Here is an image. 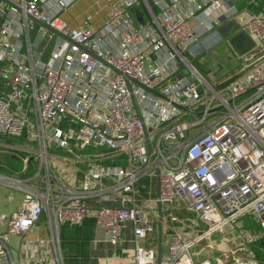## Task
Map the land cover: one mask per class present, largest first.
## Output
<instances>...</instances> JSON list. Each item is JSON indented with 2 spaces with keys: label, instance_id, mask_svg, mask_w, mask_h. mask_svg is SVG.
<instances>
[{
  "label": "built area",
  "instance_id": "obj_1",
  "mask_svg": "<svg viewBox=\"0 0 264 264\" xmlns=\"http://www.w3.org/2000/svg\"><path fill=\"white\" fill-rule=\"evenodd\" d=\"M75 1L0 0V137L17 140L1 146L21 153V173L32 167L26 179L0 176L23 192L0 233V264H65L58 228L86 218L111 247L129 226L123 264H155L157 203L168 238L158 264H264V0L185 11L146 0L137 27L131 0L111 5L98 29L60 20ZM229 21L230 37L244 31L253 46L234 71L201 74L192 59ZM42 215L49 239L26 241L25 262L14 260L9 237ZM246 215L258 233L240 230Z\"/></svg>",
  "mask_w": 264,
  "mask_h": 264
},
{
  "label": "crops",
  "instance_id": "obj_2",
  "mask_svg": "<svg viewBox=\"0 0 264 264\" xmlns=\"http://www.w3.org/2000/svg\"><path fill=\"white\" fill-rule=\"evenodd\" d=\"M164 1L185 11L189 9L192 3L199 0ZM129 3H131V0H76L65 12L59 15V18L69 28L78 27L85 21L89 28L98 29L103 25L111 5L118 4L127 6ZM133 5L128 10V13L133 25L137 27L138 25L142 24V19L141 16L136 12V9L134 7L135 5ZM221 43H223V41L213 46L210 50L199 53L196 58L199 59L200 56L208 53L212 49H215ZM198 63L199 69L203 68L202 63H200V61H198ZM232 71H227L226 73ZM30 172L31 171H29L28 169L23 173H21L20 171V173H18V176H15L14 174L11 176L0 174V176L26 179L30 176ZM22 196L23 192L21 190L0 184V218L2 221V224L0 225V233L5 229L4 224L6 223L9 215L18 210ZM121 231L123 243L118 245L117 247H111L105 241V233L100 228L94 227V225L92 224V226L90 227V238L88 240V243L83 248V252L86 257L84 264H123L124 262H126L130 255L131 249L130 246L125 243L131 236L130 228L128 225H125ZM38 237L42 239H49V230L45 221V217L43 215L22 237H9L10 251L13 256H15L14 260L19 258L22 262H25L21 253L24 251H28L26 241ZM152 238H154V236H150V240Z\"/></svg>",
  "mask_w": 264,
  "mask_h": 264
},
{
  "label": "rangeland",
  "instance_id": "obj_3",
  "mask_svg": "<svg viewBox=\"0 0 264 264\" xmlns=\"http://www.w3.org/2000/svg\"><path fill=\"white\" fill-rule=\"evenodd\" d=\"M138 2L144 8L143 3L140 0H138ZM232 37H234L237 42L241 41V42L252 43L253 46L252 38L244 31H237L233 34ZM236 41L232 43L223 41V43L219 44L215 49H212L208 53L200 56L198 61H200V63H202L203 66V68H201L203 72L200 73L203 74L206 71H210L212 74H214L216 78L225 74L227 71L235 70V68H237L239 64V59L236 53L237 50V45H235ZM1 144H4L6 146H13V144H9V143H1ZM1 144H0V174L7 176H11L14 174L15 176H18V173H20L21 170L20 168H22L23 166V156L21 155V153H19L14 149L4 148L3 146H1ZM16 164L20 165L19 168L20 170L17 173L13 172V174H9L11 173L10 165L14 167ZM31 168L32 167L29 168V171H32ZM62 175L64 174L62 173ZM240 222H241L240 230L247 229L252 233L259 232L258 225L249 215H246L243 218H241ZM236 228L237 231L238 227ZM167 240H168L167 236H165V234H162L161 242H160L161 253H164ZM217 240L218 238L215 239V241ZM203 255L204 254L202 253L201 256ZM12 257L13 259L15 258L13 254ZM52 264H54V261H52Z\"/></svg>",
  "mask_w": 264,
  "mask_h": 264
},
{
  "label": "trees",
  "instance_id": "obj_4",
  "mask_svg": "<svg viewBox=\"0 0 264 264\" xmlns=\"http://www.w3.org/2000/svg\"><path fill=\"white\" fill-rule=\"evenodd\" d=\"M134 7L138 15L141 16L142 19L141 23L147 22L148 16L142 5L137 1ZM151 9L153 13L157 12L155 8L151 7ZM197 59L198 58L192 59V65L198 72H203L201 69H199V63ZM16 141H17L16 139L0 137V144L9 143L14 145ZM108 163H109L108 160L104 162V164H108ZM10 167H11V173L9 174H13V172L17 173L21 169L19 164H16L14 167L10 165ZM92 224H93L92 219L86 218L79 226H68L66 224L59 226L58 228L59 247L65 264H84L86 257L83 252V248L88 243V240L90 238V227L92 226Z\"/></svg>",
  "mask_w": 264,
  "mask_h": 264
},
{
  "label": "water",
  "instance_id": "obj_5",
  "mask_svg": "<svg viewBox=\"0 0 264 264\" xmlns=\"http://www.w3.org/2000/svg\"><path fill=\"white\" fill-rule=\"evenodd\" d=\"M141 2L143 3V5L146 4V0H141ZM34 23H36L39 26L44 27L45 29H47L48 31H50L51 33L62 37L63 39H65L66 41L69 42L68 38L61 36L59 33H57L56 31H54L50 26H48L46 23L42 22V21H37L32 19ZM233 27V21H229L226 24L222 25L221 27L218 28L217 32L219 34V36L221 37L222 41H227L229 43L235 42V38L234 37H230V35L228 34L230 29ZM236 27V26H234ZM235 45H237V56H240L242 54H244L245 52H247L251 47H252V43H247V42H237L235 43ZM102 62V61H101ZM103 64H105L104 62H102ZM106 65V64H105ZM178 68H180V65H178ZM127 80L130 79H124L126 87L128 88L127 85ZM131 81V80H130ZM136 85L142 87L141 85H139L138 83H136ZM143 89H145L146 91L150 92L151 94L161 98L164 101H167L166 98L162 97L161 95H159L158 93H156L154 90L152 89H146L144 87H142ZM134 112L137 115V111L134 108ZM143 137L145 140V147L148 153H150V149H149V145H148V141L146 139V132L143 131ZM158 172H156V182L158 180ZM157 195V193H156ZM102 206H107L108 203L103 202L101 203ZM156 211H157V217H156V222H155V229H156V260H155V264H158V262L160 261V255H161V248H160V242H161V213H160V205L157 203L156 204Z\"/></svg>",
  "mask_w": 264,
  "mask_h": 264
}]
</instances>
